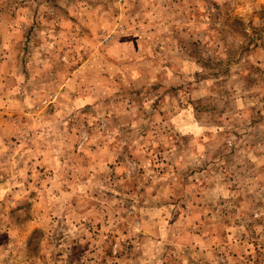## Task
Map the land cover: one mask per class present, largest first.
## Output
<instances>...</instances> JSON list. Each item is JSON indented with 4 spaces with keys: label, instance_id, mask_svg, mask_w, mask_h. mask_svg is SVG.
<instances>
[{
    "label": "rangeland",
    "instance_id": "374dc122",
    "mask_svg": "<svg viewBox=\"0 0 264 264\" xmlns=\"http://www.w3.org/2000/svg\"><path fill=\"white\" fill-rule=\"evenodd\" d=\"M0 264H264V0H0Z\"/></svg>",
    "mask_w": 264,
    "mask_h": 264
}]
</instances>
